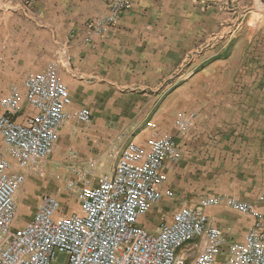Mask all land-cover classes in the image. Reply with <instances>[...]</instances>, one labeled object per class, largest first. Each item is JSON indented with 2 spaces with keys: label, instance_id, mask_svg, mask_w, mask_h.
I'll use <instances>...</instances> for the list:
<instances>
[{
  "label": "rangeland",
  "instance_id": "obj_1",
  "mask_svg": "<svg viewBox=\"0 0 264 264\" xmlns=\"http://www.w3.org/2000/svg\"><path fill=\"white\" fill-rule=\"evenodd\" d=\"M36 2L22 7L17 0H0V20L7 18L0 100L8 86L37 68L40 73L55 64L59 74L69 71L70 37L78 26L85 30L96 16L106 14L110 0H53L47 18L34 11ZM120 18L117 28L103 36L121 42L110 48L111 60L104 63L110 75L103 81L88 79L93 88L82 94L83 100L95 98L90 124L80 125L71 116L50 157L26 171L13 228L23 226L43 195L59 201V218L81 215L77 194L88 187L82 176L89 185L97 184L119 155L115 141L126 134L144 144L151 133L148 122L174 136L180 152L176 171L167 176L174 197H164L151 210L148 224L163 221L180 204L197 207L214 195L251 202L264 214V153L254 174L218 139L255 132L264 148V0H129ZM178 114L192 117L185 134L174 128ZM204 211L230 239L245 231L234 229L245 218L237 212L222 207Z\"/></svg>",
  "mask_w": 264,
  "mask_h": 264
},
{
  "label": "built area",
  "instance_id": "obj_2",
  "mask_svg": "<svg viewBox=\"0 0 264 264\" xmlns=\"http://www.w3.org/2000/svg\"><path fill=\"white\" fill-rule=\"evenodd\" d=\"M29 7L36 0H17ZM129 0H110L106 14L85 26L84 42L105 36L127 9ZM10 86L0 100V264H264V214L255 204L231 196L204 197L197 207H181L162 221L156 232L140 226L154 206L173 193L164 190L168 173L180 162L172 135L151 133L144 144L126 134L115 141L118 157L110 173L89 185L82 176L77 194L81 215L59 218V201L43 195L23 226L13 228L16 197L26 171L53 152L71 118L88 126L91 114L69 110L70 98L59 78L58 65H48ZM28 109L31 113H26ZM192 117L178 114L176 133L185 134ZM72 156V149H67ZM91 176L92 172H88ZM66 187L72 188L67 181ZM223 207L250 220L240 241L209 218L204 209Z\"/></svg>",
  "mask_w": 264,
  "mask_h": 264
},
{
  "label": "crops",
  "instance_id": "obj_3",
  "mask_svg": "<svg viewBox=\"0 0 264 264\" xmlns=\"http://www.w3.org/2000/svg\"><path fill=\"white\" fill-rule=\"evenodd\" d=\"M51 1H53V0H37V2L34 5V11L37 14H39L40 17L47 18L48 16H50V11L52 8L50 6L52 5L53 2H51ZM34 11H32V12L34 13ZM135 11L136 10H134V12ZM136 12L137 13H135V14H137V15L146 14V12L143 10H141L140 12L139 11H136ZM54 16H56V14H54ZM127 18H129V17H127ZM2 21L3 20H0V22H2ZM15 21H17V19H14L13 23ZM120 21H121V18H120L119 22ZM9 22H12V21L10 20ZM118 25H119V23L117 25L115 24L108 31V33L105 36H107L109 33H111L113 31V29H115V27L117 28ZM17 30H19V29L16 27L15 32ZM34 30H36V32H39V31L44 32V29H34ZM75 30L77 31L76 35L70 37L71 39H70V43L68 46L69 55H68L67 62H68V66L70 68H69V71H67L66 73H63V74L60 73L59 78H60V81L62 82V84L65 86V88L68 92V95L71 99L69 109L77 110L80 108H86L90 112L93 110L92 107L90 106V103H92V101L95 98L83 100V96H82V94H86L87 88H93L92 85H89L92 82L88 81V79L93 78L94 80L103 81L104 77H108L110 75L109 72L107 71V68H109V66L105 69L106 65H104V63L105 64L109 63L111 60L110 48L112 46L114 47L116 45V43L120 44L121 42H119L118 40H113L112 38L109 39V37H107V38L102 37V38L93 39L91 43L86 44L83 40L84 39L83 32H85V30H83L82 25L78 26ZM6 31H7V18H6V20L4 19V21L2 23H0V56L3 54V53L1 54V52L3 51L2 46H5L4 45L5 44V42H4L5 38H1V37L5 34ZM116 31H117V29L115 30V32ZM50 32H51V36H52L53 32L52 31H50ZM41 35H37V36L40 37ZM45 60L47 61V59H45ZM39 70L37 68L35 70L36 73H33V74H38ZM104 71H106V72H104ZM29 74H32V73H29ZM29 74H26L25 76H27ZM24 77L22 78V80L19 82L18 85H13V86H17L20 91L22 88L21 86H22V81H23ZM95 86H97V85L95 84ZM9 87L10 86H8L7 90L5 91L4 96L6 95ZM77 95H79V96H77ZM24 111L26 113L27 112L31 113V111L28 109H25ZM218 139L223 140V143L228 145L229 152L231 154H234L235 158L242 159L244 161L242 163V168H244L246 170L247 169L248 170L254 169V174L257 173V169L258 168L260 169L259 164L257 165V162H258L257 160L262 159L263 153H264V148L262 146L261 136L258 137L255 132L252 135L250 134L249 136H245L242 134V131H238L234 135H224V136H221L220 138L218 137ZM143 142H144V140H142L140 143H143ZM211 142H213V141H211ZM213 143H215V142H213ZM175 171L173 170V171L169 172L168 176ZM21 188L19 189V191L21 190ZM163 189L165 191L166 190L171 191L173 193V197H174V190L171 189L169 181H167V183ZM226 196H229V195H226ZM18 200H19V204H20L21 203L20 198ZM180 205L172 213H174L179 208H181ZM182 206H185V205H182ZM261 209L262 208H260L259 211ZM171 214L169 216H166L164 220H169ZM31 216L32 215L29 214L28 219ZM243 220L244 221H243L242 226H239L238 228H234V229H236V231H241L243 228H245V230H246L247 228L251 227L252 220H250L247 217H245ZM161 222H158V223L154 222L153 224H148L147 220L145 218H143L140 220V226L142 228L146 229L147 231L154 233V232H156L157 227ZM21 225H22V223H21ZM242 235H243V230L238 234V236L236 238H233V239L229 238V240L230 241H240Z\"/></svg>",
  "mask_w": 264,
  "mask_h": 264
}]
</instances>
